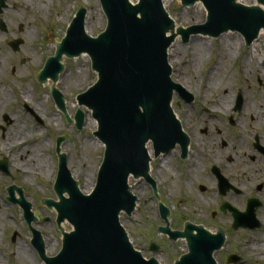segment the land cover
<instances>
[{
  "label": "water",
  "instance_id": "water-1",
  "mask_svg": "<svg viewBox=\"0 0 264 264\" xmlns=\"http://www.w3.org/2000/svg\"><path fill=\"white\" fill-rule=\"evenodd\" d=\"M200 1L207 9L208 20L200 26L180 28L178 34L185 42L191 35L219 37L225 32L237 31L246 39V45L251 46L264 30V10L258 6L240 5L237 0H181L189 7ZM256 1L264 7V0ZM100 2L108 20L106 31L90 37L85 31L87 10L80 8L56 55L48 59L40 80L51 77L55 83L59 79L64 70L60 64L64 55L69 58L90 55L99 79L79 96V101L94 111L99 125L95 136L106 148L104 161L96 186L85 194L71 177L66 160L61 158L55 187L60 203H44L55 206L59 214L57 224L64 236L63 248L56 256L47 257L43 238L35 230L32 243L45 264H160L155 259L145 261L142 253L135 251L121 225L120 215L126 212L131 216L135 212L137 198L128 185L129 177L151 180L147 174L151 157L146 145L151 143L156 157L168 153L176 143L182 145L184 153L189 145V138L171 109L174 91L182 99L190 95L170 80L168 50L175 35L168 37L167 34L174 30V22L162 0H139L136 5L129 0ZM52 94L65 113L64 96L56 87ZM189 99L192 98L189 96ZM238 99L236 110L243 102L241 95ZM84 121V114L79 110L76 128L82 129ZM66 192L70 199L64 198ZM160 209L163 220L168 223L169 209L162 205ZM25 215L31 216L29 207ZM249 216L246 222L252 224L253 211ZM65 220L74 227L70 234L62 228L61 222ZM185 229V232H173L169 227L158 229L174 241L188 240L191 252L176 264H214L213 251L220 247L215 237L190 223ZM194 230L198 231L197 236Z\"/></svg>",
  "mask_w": 264,
  "mask_h": 264
},
{
  "label": "rangeland",
  "instance_id": "rangeland-1",
  "mask_svg": "<svg viewBox=\"0 0 264 264\" xmlns=\"http://www.w3.org/2000/svg\"><path fill=\"white\" fill-rule=\"evenodd\" d=\"M45 1L48 2L47 4L51 3V0ZM52 1H54L52 14L43 12V15L48 19L46 23L56 22V29H45L39 25L38 31L40 33L39 40L41 44V49H39V51L41 52L42 57L46 56L47 59L48 57L54 56L56 46L60 43L59 41L63 38V35H65L64 31L69 25L68 18L70 16V21L72 20L79 6L85 7L89 11L87 15V24L88 31H90L89 34L92 37L95 38L106 31L108 20L101 8L100 0ZM133 1L132 2L136 4L139 0ZM243 4L245 6L254 7V5H257L258 3L256 0H244ZM163 6L172 19H176V16L181 13L186 15L193 11L198 12L202 17L201 22L198 21V17H193L191 20H187V18L183 17L178 24L173 20L175 23V32L172 33L176 34L177 39L171 46L178 42L183 50L176 57V61L173 60L170 62L168 58L169 67L172 70L170 80L180 85L182 89L192 95L194 101L191 104L187 103L184 99L180 98L178 94H175L177 93L176 91L174 92L172 109L178 120L182 123H186V126L190 127V130H192L193 133H197V135H200L205 139L201 129L208 126L210 127L209 123H204L206 120L211 121L210 123H213L212 126H219L221 129H225L223 128L225 124L222 122L227 120L231 115H233L231 117L234 118H237L238 116V113L236 114L233 110L235 100L228 101V108L226 111L219 108L218 105H215L216 101L222 103V99H226L230 95L237 97L240 91L243 93L246 104L243 108L242 114L239 116L242 118L246 117V124L252 122V117L264 114V30L260 33L258 41H256L258 43L255 42V47H252V49H249L244 45L243 37L238 32L229 31L223 34L235 36L237 39L233 41L236 42L234 43L235 50L229 56L232 60L228 59L225 62V66L221 69V73L219 74V76L231 78L233 80V85L230 87L225 82L223 85L221 83L218 87L216 84L212 86L209 82L208 75L218 59H224V57L218 55V41L221 37L217 38L204 35L192 37L206 39L208 40L206 42L212 47L209 46L210 48L204 56L205 59L200 64L196 62V54H193V51H191L189 46L191 40L189 43H184L183 38L178 35V30L181 27L189 29L193 25L200 26L207 22L208 15L204 5H202V3H197L194 6L185 7L182 6L180 0H166L165 3L163 2ZM98 7L102 10V15L99 13L97 9ZM201 8H204L203 14ZM62 20L66 22H62ZM48 34L51 35L50 38H48ZM223 35L221 36L223 37ZM241 38L243 45L238 43ZM249 55L261 56V60L259 61L260 58L256 60L254 59L250 64L247 63V68L245 70L244 60H247ZM81 57L75 59L64 58L63 63L65 64V70L61 74V78L65 77V79L64 82L62 81L59 84V87L57 86L66 98L67 114L71 117L72 121L75 120L74 116L77 113V110L82 108L78 105V101L76 100L77 94L86 91L87 88L94 85L98 79V73L94 72L92 69L91 59L86 61ZM46 59H44V63ZM44 63L42 65H44ZM210 86L211 88L209 89ZM44 89L49 91V86L46 85V88ZM44 89L40 86L39 93L41 90L44 91ZM43 102H45V104L43 103L45 110H41V117L46 125L45 128L35 131L34 137L39 140V144H36L32 153L35 152L42 161H45V157L55 155L56 139L58 137L66 136L67 140L62 147L64 152H61L68 154L70 170L79 173L75 179L82 181L81 187L84 188L86 183H88L91 189L96 184V177L103 161L102 157L105 151L103 143L98 151L92 146H90V148L88 146V149L85 148L86 143H89V141H91V144L99 142L98 138L94 137V134L99 131V127L94 116H92V111L87 108L83 109L88 116L87 123L82 131H77V129L74 128V123L69 124V121L66 120L64 116L62 117L59 116L58 113H54L55 109L52 107L51 98L47 96L46 100L44 99ZM19 119L22 121L21 118ZM92 121H95L96 123L94 124V128L88 127V123ZM212 143L217 144L215 139L212 140ZM247 151V149L243 148L242 152L247 154ZM217 152L226 157H228L227 155L229 154V151H220L219 147L217 148ZM246 159L247 158L241 156L238 163L235 161H232V163L238 164V167L245 168L248 163V160L246 161ZM203 161L205 162V160ZM173 162L174 161L171 163V166L173 167L172 171H169L171 168L167 166L168 163L165 164L166 167L161 171H159L160 169L157 167L159 160L153 163L154 169L151 173V177L156 181L158 197H155L153 188H141V186H139L140 181L134 180V184L132 185L134 189L133 192L138 198L139 204L137 205L133 216L129 217L126 214H123L120 218L123 222V227L126 232H128L129 238L131 242H133L135 248L140 249L146 258L156 257L157 261L162 264H173L176 259L185 254V252H187V243L186 240L182 239H179L178 242H172L165 235L157 231L158 227H165V223L161 219L159 203L170 210L168 220H170L172 230L184 231L185 224L189 222L197 226L198 224L196 221L198 222L199 220L196 218L195 213L199 208H194V199L197 197L199 200V196L202 193L200 186L205 185L204 178H198L197 180H194L192 184H186L183 179H178V176H176V173L178 172H174L175 166ZM205 165L209 166L207 160ZM159 173L163 174L165 178L160 177ZM246 173L249 176V173ZM203 175H205V172H203ZM261 176H264V173H261ZM35 178L37 184L42 183L43 179L40 174L35 175ZM204 187L206 188L204 193L207 194L209 190L206 185ZM48 189L29 194H32V197L36 199L35 209L40 212V215L44 218L49 217L51 219L50 223L40 221L36 225L32 224L34 228L42 233L45 241L52 242V252H46L50 257L56 255L61 250L62 235H60L57 225H55L56 214L54 210H48L45 206L38 204L39 199L41 198L55 199L56 194ZM209 195L215 199L213 193H210ZM211 201L212 199L209 198V201L202 203V207H204V217L210 215L208 212L209 207L211 205L214 206L213 201ZM261 212L264 215V210H261ZM64 228L66 231L71 229L68 224H65ZM32 237L33 236L26 225V222H24L23 215L20 214V211L18 210L16 213V210L13 209V207L5 206L3 202L0 201V264H25V262H21L15 257L19 250V244L32 250V264H44L42 259L38 256L35 248L30 245ZM152 243L160 247L158 252L150 251V245Z\"/></svg>",
  "mask_w": 264,
  "mask_h": 264
},
{
  "label": "flooded vegetation",
  "instance_id": "flooded-vegetation-1",
  "mask_svg": "<svg viewBox=\"0 0 264 264\" xmlns=\"http://www.w3.org/2000/svg\"><path fill=\"white\" fill-rule=\"evenodd\" d=\"M47 3L45 0H0V201L13 207L16 213L19 210L26 225L24 208L28 204L36 219L32 224L40 221L36 215V199L29 193L48 188L54 192L60 161L57 149L63 151L64 144L57 147L56 139L55 155L45 157V171L28 160L39 144L34 137L35 131L46 125L41 117V110H45L43 100L47 96L51 98L54 113L64 116L54 102L50 84L49 91L45 90V83L39 80L46 59L39 51V25L45 29H56V22L46 23L48 19L43 15V12L52 14L54 1ZM68 19L70 23V16ZM38 86H42L44 91L39 93ZM243 108L237 118L231 115L222 122L225 129L212 126L211 121L206 120L204 123H209L210 127L201 129L205 139L187 126L185 130L190 136V147L186 158H183L181 148L176 147L158 159L159 171L167 163L171 168L169 171H172L171 163L174 161L176 176L186 184H192L198 178L205 179L209 192L205 194V185L200 186V198L194 199V208H199L195 216L199 220L196 221L198 226L217 235L218 242L224 238L222 246L213 254L217 264H264V215L261 212L264 210V176H261L264 173V115L259 119L252 117V122L246 124V117L239 116ZM214 139L217 144L212 143ZM218 147L220 151H229L228 157L218 153ZM243 148L248 150L247 154L242 152ZM63 152L69 163L68 154ZM241 156L247 158L250 167L248 163L245 168L232 163H238ZM36 159L42 161L40 157ZM206 160L209 166L205 165ZM38 174L43 180L37 184L35 175ZM160 177H164L163 174ZM139 186L152 189L146 181H140ZM22 198L25 202L19 203ZM209 198L214 206L209 207L210 215L204 217L202 203ZM38 204L45 206L42 198ZM252 210L256 222L249 226L246 220ZM238 218L241 220L236 223Z\"/></svg>",
  "mask_w": 264,
  "mask_h": 264
},
{
  "label": "bare ground",
  "instance_id": "bare-ground-1",
  "mask_svg": "<svg viewBox=\"0 0 264 264\" xmlns=\"http://www.w3.org/2000/svg\"><path fill=\"white\" fill-rule=\"evenodd\" d=\"M131 1H133V0H131ZM163 2L165 3L166 0H163ZM243 2H244V0H238V3L243 4ZM46 3L47 2L45 1V4ZM45 4H43V7L45 6ZM97 9H98L99 13L102 15V10L99 7ZM201 10H202V14H203L204 8H201ZM176 17H177L176 19L175 18L173 19L176 24L180 23V21L182 20L183 17L187 18V20H191V18H193V17H198V21H200V22L202 20V17L200 16V14L198 12H195V11H193L190 14H186V15L181 13L180 15H177ZM63 20H62V22H66V21H63ZM86 21H88V20L86 19ZM86 31H87V33H90V31H88V24L86 25ZM234 40H237L235 38V36H230V35H223V37L221 36V38H219V41H218V47H219L218 55H220L221 57H224V59H221V60L218 59L217 63L214 65L213 69L210 71V74L208 75L209 76V82L212 84V86L216 84V86L218 87L221 83L223 85L225 82L230 87H232V85H233V80L231 78H227V77H224V76H219V74L221 73V69L225 66V62L228 59L232 60L231 57H229V56L235 50V47H234L235 44L234 43H236V42H233ZM241 40H242V38L240 39V41L238 43L240 45L241 44L243 45V42H241ZM206 41H208V40L200 39L198 37L197 38H192L191 42H190V45H189L190 48H191V51H193V54H196V56H195L196 62H198L200 64L205 59L204 56L208 52L209 48L211 47V45L208 44ZM256 43H258V42H256ZM256 43H254L252 47H255ZM252 47L249 48V49H252ZM182 50H183V48L178 44V42H177V44H174L173 46H171V48L169 50V53H168L169 54L168 58H169L170 62L173 61V60L176 61L177 60L176 57L181 53ZM81 58L82 59L84 58V60L88 61V59H90V56L86 55V56H82ZM254 59L255 60L259 59V61H260L261 60V56L249 55L247 60H244L245 61V65H244L245 70L247 68L246 67L247 63L250 64V62L253 61ZM64 79H65V77L64 78L63 77L60 78V80L58 81V84H60L62 81L64 82ZM48 84H51V83H48ZM210 88H211V86L209 87V89ZM222 100H223L222 103L216 101L215 105H218L219 108H221L222 110L226 111L227 108H228V106H227L228 101L229 100H235V96L230 95L228 98L222 99ZM69 107H73V106H69ZM261 115H264V114L257 115V119H259V117ZM85 117H86V123H87L88 116H85ZM94 124H96L95 121L89 122L88 123V127H93L94 128ZM211 125H213V123H211ZM182 126H183V129L187 128L186 123H184V122H183ZM95 127H96V125H95ZM189 138H190V136H189ZM90 142L91 141H89V143L88 142L86 143L85 148L88 149V146H89V148H90V146H92L93 148H95L96 151H98L99 147L100 146L102 147V143L101 142H97V143H93V144H91ZM37 157L38 156L34 152L33 154H31L28 157V160L31 163H33L34 166H36V167L39 166L41 169H44V171H45L47 163L45 161H44V163L41 160L39 161L38 159H36ZM67 168H68V170H70L69 163H67ZM49 172H50V170H49ZM71 173H72V176L75 177V178L79 174L78 172L75 173L73 171H71ZM130 183H132V182H130ZM141 188H143V187H141ZM81 190L84 191L85 193H88L89 190H90V185L88 183H86L85 187L84 188L82 187ZM121 224L123 226L122 220H121ZM44 241H45V238H44ZM44 246L46 248V252L47 253L52 252L53 244H52L51 241H49V242L45 241ZM32 254H33V252H32L31 249H28V247H25V246H22L21 244H19V250H18L17 255H15V257L18 258L19 261L25 262V264H32V261H31L33 259L32 258Z\"/></svg>",
  "mask_w": 264,
  "mask_h": 264
}]
</instances>
